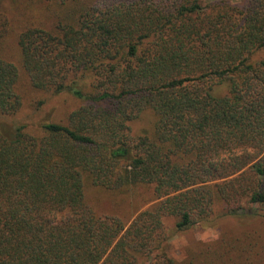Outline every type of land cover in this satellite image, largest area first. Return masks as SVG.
Instances as JSON below:
<instances>
[{
    "label": "trees",
    "instance_id": "16d2710c",
    "mask_svg": "<svg viewBox=\"0 0 264 264\" xmlns=\"http://www.w3.org/2000/svg\"><path fill=\"white\" fill-rule=\"evenodd\" d=\"M39 94L81 106L0 126V264H264V0H0V117ZM244 206L253 225L167 252L165 219Z\"/></svg>",
    "mask_w": 264,
    "mask_h": 264
},
{
    "label": "rangeland",
    "instance_id": "374dc122",
    "mask_svg": "<svg viewBox=\"0 0 264 264\" xmlns=\"http://www.w3.org/2000/svg\"><path fill=\"white\" fill-rule=\"evenodd\" d=\"M239 2L242 0H233ZM45 99V104L39 106L38 102ZM81 102L74 99L70 95L64 94L58 97H47L34 95L28 100L15 117H0V126L2 128L11 127L12 130L16 127L27 125L28 131L35 132L45 123H61L65 122L71 112L78 109ZM154 116L151 111H144L134 121L130 123L131 132L133 135H139L146 131L152 130ZM94 196V202L101 211L107 208L104 204L107 202L110 205L108 209L114 211H127L126 207L129 204L125 203V198L117 197L115 195L97 190L91 192ZM101 202V203H100ZM245 207V206H244ZM258 212V211H257ZM256 210L254 207H245L238 213H234L233 217H223L218 214L215 215L213 222L206 223L194 227L186 232H177L175 228V219H165V228L169 236V241L166 245V250L171 257L177 261H183L186 258V250L197 242L218 241L224 230H233L235 227L253 225L256 222Z\"/></svg>",
    "mask_w": 264,
    "mask_h": 264
}]
</instances>
